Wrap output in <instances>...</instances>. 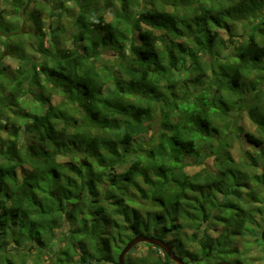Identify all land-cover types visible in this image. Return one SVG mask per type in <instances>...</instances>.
I'll use <instances>...</instances> for the list:
<instances>
[{
  "label": "trees",
  "instance_id": "obj_1",
  "mask_svg": "<svg viewBox=\"0 0 264 264\" xmlns=\"http://www.w3.org/2000/svg\"><path fill=\"white\" fill-rule=\"evenodd\" d=\"M46 1L28 0L20 22L0 17V26L15 31L12 44L0 30V264H118L141 234L193 264H250L231 247L257 230V216L264 221V17L256 13L264 0H241L239 7L233 0H183V14L179 2L162 0L134 18L130 0H111L120 3L115 20L95 10L77 17L72 38L82 47L75 50L60 49L54 31L45 48L37 8ZM232 15L253 20L245 25L247 40L234 46L218 34L235 36L226 20ZM29 22L38 60L26 56ZM158 33L172 38L164 48ZM225 45L228 62L218 51ZM108 50L119 60L104 70L97 64ZM6 57L20 62L16 72L2 64ZM209 72L215 82L208 86ZM188 83L199 87L184 91ZM59 90L66 102H57ZM243 113L260 137L238 124ZM24 127L33 139L21 146ZM241 133L251 151L237 161L230 148ZM209 158L212 169L187 171L188 160L202 166ZM140 245L126 264H174L149 244H142L146 254L133 255Z\"/></svg>",
  "mask_w": 264,
  "mask_h": 264
},
{
  "label": "rangeland",
  "instance_id": "obj_2",
  "mask_svg": "<svg viewBox=\"0 0 264 264\" xmlns=\"http://www.w3.org/2000/svg\"><path fill=\"white\" fill-rule=\"evenodd\" d=\"M165 1H170L178 3L179 2V6L178 10L181 14L185 13V9H184V1L183 0H165ZM208 1V0H207ZM212 1V0H209ZM234 2H232V6H242L243 3H241V0H233ZM10 2L14 3L13 0H0V17H5L7 19H17V16L20 12L23 11V8L26 6L28 0H18V6L19 8H14V6L12 4H10ZM46 2H50L48 3V6L42 7L41 9L38 8L40 11H42L43 13V22H44V31L47 35V39L45 41V48H48L51 45V41L53 40L52 38V31L55 32L56 36H58L56 39V43L58 44V47L60 49H71V50H75V49H80L82 46V44L80 42H75V39L72 38V33L76 30V26H75V21L77 19V17L82 14L85 13L87 15V17H91L92 13L95 10V14L100 15L102 14L105 18V20L107 22L113 21L115 20V15L116 13L119 12L120 9V3L119 1H115L114 3L111 2V0H48ZM45 2V3H46ZM169 2V3H170ZM213 2V1H212ZM209 2V3H212ZM151 3H154L155 5H162L163 1L162 0H130L129 1V5L127 8V14L131 17L134 18V16L138 15L140 13V11L142 10H147L151 7ZM246 5V4H244ZM32 4L29 6L30 8H32ZM196 4H194L192 6V8H195ZM29 8V9H30ZM36 8V7H35ZM34 9V8H33ZM168 10L171 11L172 8L168 7ZM188 12H190V18L193 17V12L192 10H187ZM258 16H263L264 17V6L259 9L257 12ZM23 15V14H22ZM234 15L238 16L239 14L235 13ZM234 15H232L231 17H228L226 20L227 22L231 25V30H232V34H234L235 36L231 37L230 33L225 30H221L219 31V35L220 37H222V39H224L223 41H227L228 39H233L234 45L237 44H241L243 41L245 42L247 40V30L245 25L248 23H251L253 20L252 18L248 21H241L238 20ZM235 17V18H234ZM188 18V20H186L185 24L188 25H192L193 27L196 28V26L194 25V23L191 21V19ZM16 21L20 22V19H17ZM122 22V20H121ZM28 25L24 27V33L26 34L24 39L26 41L29 42V44H27L26 47V56H28V59H34V60H38L40 59V53L36 52V43L38 42L37 40L33 39L30 35L31 32H33V24L32 22L27 23ZM125 25V22L122 23V26ZM126 27V25H125ZM10 30L7 31L4 26H0V30L6 35V39H4L5 41H7L8 43H12L14 44L15 40H12V38L14 39L13 35L14 32L13 31V26L9 27ZM32 28V30H31ZM77 31H79L77 29ZM161 38L163 37V40L160 42V48H164V41L166 42H170L172 40L171 37H165L164 34L158 33ZM133 39H136V33L133 34ZM2 39H0L1 41ZM176 42L178 43H183L184 39H174ZM219 40V39H218ZM189 46H193L191 43L188 42L187 46L185 45V50L187 51V48H189ZM80 47V48H79ZM229 48V45H225L224 48L222 49H218V51L221 53V60H225L229 54H231L230 50H227ZM233 50V49H232ZM235 53V51H234ZM14 56V55H13ZM105 59L99 60L98 61V67L99 68H103L105 69H110V68H114V66L116 65L115 63L119 60V57L117 56L115 51L112 50H108L105 52ZM207 59L206 56H203L202 58V62H205V60ZM204 60V61H203ZM226 61L228 62L229 60L226 59ZM2 64L4 66L7 67L8 72L10 73H14L16 72L17 68L21 65L20 62L12 57H6L3 61ZM115 69V68H114ZM119 75V74H118ZM188 77L184 74L182 76V79H187ZM214 78L213 75L209 72L208 75L205 78V85H210L211 83H214ZM52 86V85H51ZM212 87H216L215 85H211ZM188 87L189 89H195L198 88L199 86H192L191 83H188L187 86H184V91H186V88ZM39 89V88H38ZM40 90V89H39ZM213 90H215L213 88ZM180 97H182L183 93L178 92ZM57 102H66L67 98L64 95L62 90H59L58 93L55 95ZM29 101L28 99L24 98L23 101ZM32 100V99H31ZM30 102V103H29ZM29 102H25L26 104H30V110L35 111L37 109V107H34V103H32L31 101ZM159 113V112H158ZM158 115V114H157ZM157 115H155L154 117V126L156 124V117ZM241 121L238 123L239 125H241L244 129V131H249L257 136H261V133L258 131V128L256 127V125L248 118V116L246 115V113H243L242 115H240ZM15 119V118H13ZM231 119H227V121L230 122ZM233 121V120H232ZM16 123L17 125H20L21 123L19 121H13L11 120V123ZM232 123V122H230ZM26 128L24 127L22 129L21 132V138L19 140V143L21 144V146H26L28 144H30L32 142L33 136L32 135H27L26 133ZM5 131V132H4ZM3 132H1V135L3 138L6 137V131L4 130ZM152 134V131L149 132L150 136ZM243 133H241L242 135ZM242 138H240L239 140L235 139L232 142V147L230 148V151L232 153V155L234 156V158L237 161L242 160L243 158H245V154L247 151H251V148L249 147V144L245 141L244 136H241ZM244 139V140H243ZM230 141V140H229ZM254 149V148H253ZM188 162L190 163V166H188L187 171H189V173H195L200 171L202 168H210L212 169L214 167V163L212 158H209L206 160V162L200 166L196 164V160L195 159H190L188 160ZM253 226H256L257 230L255 232H249L247 234V237L241 238L239 241H235L234 244H232V249L234 248H238L239 251L243 252L245 255H247L248 257H250L249 259V263L250 264H264V253L263 250L259 244V242H257V238L261 239V233L264 229V221L260 220V215L257 216L256 219L253 220ZM187 236L190 237L191 235V230H188L186 232ZM133 239V237H132ZM184 241H188L187 239H184ZM262 241V240H261ZM263 243V242H262ZM188 247H192L193 249H197V245L192 244V243H187L186 244ZM264 245V244H263ZM147 251V247L143 246L142 244L137 248V250L134 252L133 255H144L146 254ZM178 255V254H177ZM180 256V255H179ZM181 257V256H180ZM182 258V257H181ZM186 264H193L190 259H186V258H182ZM32 260H29L30 264L32 263ZM189 261V262H188ZM229 262L231 263L232 260H229ZM41 264H49V261H46V259H43ZM175 264V263H174ZM226 264H229L228 262Z\"/></svg>",
  "mask_w": 264,
  "mask_h": 264
},
{
  "label": "water",
  "instance_id": "obj_3",
  "mask_svg": "<svg viewBox=\"0 0 264 264\" xmlns=\"http://www.w3.org/2000/svg\"><path fill=\"white\" fill-rule=\"evenodd\" d=\"M261 240L264 244V229L261 233ZM140 244H149L159 248L165 254H167L171 261L175 264H186V262L179 255H177V253L172 249V247L168 245L165 241L155 237H149L143 234L135 236L126 244L118 258V264H126V257L128 253H130L134 249V247Z\"/></svg>",
  "mask_w": 264,
  "mask_h": 264
}]
</instances>
